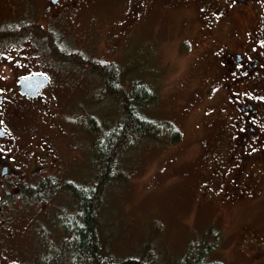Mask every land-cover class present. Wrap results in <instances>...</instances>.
<instances>
[{
	"label": "flooded vegetation",
	"instance_id": "af4514ba",
	"mask_svg": "<svg viewBox=\"0 0 264 264\" xmlns=\"http://www.w3.org/2000/svg\"><path fill=\"white\" fill-rule=\"evenodd\" d=\"M107 1L113 2V10L107 6L99 15L97 4ZM178 3H185L191 43L201 44L194 65L205 72L199 75L198 96L223 109L205 123L210 131L202 141L207 166L198 196L209 208L236 209L264 177V0H167L164 7ZM156 8L154 0H0V264L68 259L67 251L59 249L62 236L51 226L48 239L54 247L36 236L37 249L28 257L17 221L18 211H42L43 205V215L53 216L54 211L46 212L54 207L52 198L38 190L49 181L66 179L55 132L61 115L56 85L70 81L55 66L66 63L56 48L81 55L82 45L69 50L59 37L74 35L80 41L83 24L96 14L104 25L92 28L95 42L111 29L109 35L124 40ZM32 77L47 80L24 91L23 81ZM252 242V248L260 247Z\"/></svg>",
	"mask_w": 264,
	"mask_h": 264
},
{
	"label": "rangeland",
	"instance_id": "374dc122",
	"mask_svg": "<svg viewBox=\"0 0 264 264\" xmlns=\"http://www.w3.org/2000/svg\"><path fill=\"white\" fill-rule=\"evenodd\" d=\"M165 1L154 0L157 8L153 15L124 40L109 35L111 29L103 41L95 42V36L90 33L92 28L104 25L96 14L91 22L83 24L82 34H85L79 37L80 41L74 35L59 37L62 46L69 50H78L81 44V54L90 61L118 63L124 88L136 79L150 81L157 96L146 114L173 122L183 134L177 144L145 140L122 154L119 177L107 186L100 206L99 231L104 248L116 258L140 256L145 252L151 264H176L188 241L202 237L211 228L219 244L210 253L209 261L264 264V177L236 209L209 208L198 196L207 166L202 141L210 131L205 123L216 115L221 116L223 109L216 107L218 104L211 106L212 99L198 96L202 85L198 83L202 80L199 75L205 72L194 65L202 49L196 40L191 43L190 23L182 8L185 3L164 7ZM107 6L113 10L112 1L99 2L95 10L101 15L106 13ZM107 45L111 46L110 51H106ZM55 66L70 81L56 85L61 115L55 132L63 150L62 177L88 181L97 170L90 150L92 120L97 122L98 131L104 130L120 118L121 105L117 99L103 95L98 74L62 62ZM51 200L54 207L46 209L49 213L70 205L71 198L63 192ZM42 208V211H18L22 213L17 220L21 246L28 257L37 249L36 236L38 239L42 230L50 231L53 226L50 217L48 222L43 215L45 205ZM47 225L52 226L47 228ZM252 241L260 247L252 248L256 246Z\"/></svg>",
	"mask_w": 264,
	"mask_h": 264
},
{
	"label": "trees",
	"instance_id": "16d2710c",
	"mask_svg": "<svg viewBox=\"0 0 264 264\" xmlns=\"http://www.w3.org/2000/svg\"><path fill=\"white\" fill-rule=\"evenodd\" d=\"M56 55L63 62L98 74L102 79L103 95L117 99L121 105L120 118L104 130L98 131L97 122L92 120L90 150L97 163L94 177L83 182L52 180L38 190L50 199L58 194L57 191L66 192L71 198L70 205L58 207L53 216H48L52 229L54 227L62 236L59 249L67 251L65 264H151L145 252L125 258H116L106 252L99 231L100 206L107 186L119 177L122 154L134 150L145 140L177 144L183 139L182 131L169 120H157L146 114L157 96L150 81L136 79L124 88L120 81L122 68L114 61H90L82 54H65L58 47ZM51 230H43L41 235L45 246L52 248L54 245L48 239ZM218 244L219 238L209 228L202 237L188 241L176 264H224L208 258Z\"/></svg>",
	"mask_w": 264,
	"mask_h": 264
},
{
	"label": "water",
	"instance_id": "95a60500",
	"mask_svg": "<svg viewBox=\"0 0 264 264\" xmlns=\"http://www.w3.org/2000/svg\"><path fill=\"white\" fill-rule=\"evenodd\" d=\"M47 78L46 77H32L28 78L23 81L22 83V88L24 91H31L36 89L38 86L46 82ZM26 84L29 85V87L26 86ZM32 94V92H30Z\"/></svg>",
	"mask_w": 264,
	"mask_h": 264
},
{
	"label": "bare ground",
	"instance_id": "6f19581e",
	"mask_svg": "<svg viewBox=\"0 0 264 264\" xmlns=\"http://www.w3.org/2000/svg\"><path fill=\"white\" fill-rule=\"evenodd\" d=\"M135 15V14H134ZM202 31V30H201ZM142 44V43H141Z\"/></svg>",
	"mask_w": 264,
	"mask_h": 264
}]
</instances>
